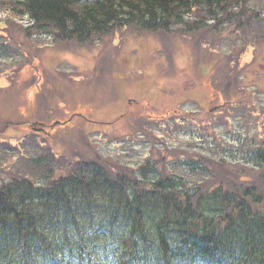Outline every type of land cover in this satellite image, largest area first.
Listing matches in <instances>:
<instances>
[{"label":"trees","instance_id":"trees-1","mask_svg":"<svg viewBox=\"0 0 264 264\" xmlns=\"http://www.w3.org/2000/svg\"><path fill=\"white\" fill-rule=\"evenodd\" d=\"M252 1L17 0L15 10L18 11L20 6L21 11H25L36 25H40L39 30L52 32L60 40L80 41L96 33H102L115 24H133L135 19L150 29L163 32L190 34L205 28L203 32L208 35L204 37L200 35L195 39L197 42L204 41L207 50H211L210 46L214 45L212 37H215L220 41L225 40L227 45L230 42V52L235 49L232 53L239 55L242 51L238 47L240 43L232 41L235 39L232 34L238 35L236 37L241 39L253 36L257 42L258 38L264 39V34L255 33L260 28L264 29V1H261L263 7H259V1L251 4ZM122 13L127 16L134 13V16L120 18ZM213 49L217 48L213 46ZM218 55V58L222 57L219 53ZM213 64L215 67L213 65L212 74L214 69L218 72V76L217 72V77L214 76V84H211L214 89L209 88L214 101H218L220 94L224 100H229L230 104L235 101L241 103L246 95L250 104L242 108V111L246 110L247 115L240 117L249 120L252 118L255 121L252 126H256L261 117L259 115L261 109L254 102V96L250 94L264 92V77H261L263 73H258L256 69L251 70L258 81L256 80L253 85H246L245 77L249 76L246 72L249 71L247 66L235 63L232 57L231 60L215 59ZM203 66L206 68L204 80L209 84L210 70L206 67L207 64ZM248 86L253 87V93H246ZM227 107L230 105H224L222 117L216 119L209 116L219 112L205 113L204 117L193 111L176 114L177 118L186 123L197 124L195 121L198 119H206L205 136L209 137L212 143L208 150L207 148L201 150L209 152L210 156L199 155L195 160L193 158L197 154H191L187 148L181 146L182 144L170 149L165 147L159 152L175 160L188 156L186 164L181 165L180 172L201 173L202 180L207 181L208 190L212 189L208 180L213 179L215 175L223 177L224 173L221 170H227L232 164H236L237 158L243 161L246 154L256 155L260 162L238 164H247L256 169L259 172L258 187H261L264 185V150H255L253 155L251 142L239 140L238 144V141L232 142L233 138L226 139L228 131L232 129L233 117L231 111L225 110ZM168 125L171 123L167 120L166 127ZM178 126L181 133L184 127ZM223 127L227 131L222 129ZM239 128L241 129L240 126ZM134 129L133 127L132 130ZM164 130L168 132L167 128ZM148 153L156 164L164 163L163 160L156 158L159 155L153 150L152 153ZM117 154L118 151L107 157L100 156L98 159L95 156L97 154L92 152L88 160L94 162L82 164L79 170L73 171L75 181L61 182L58 187L46 189L27 186L29 194L24 196L26 194L24 192L23 198L18 197L17 193L22 187L0 185V264H75L70 257L75 252L81 259L83 258L84 264H94V258L91 257L95 256L94 248L100 243L108 247L110 242L103 243V240L110 241L112 236L113 239L116 234L121 235L123 231L125 236L121 239L122 244L131 238L129 242L132 246L126 247L125 253L116 255L115 258H111L112 254H102L100 264H111L114 259H118L122 264L123 259L127 258L128 261L131 257L135 261L138 256L134 253V248L139 232L155 236L150 237L149 242L160 243L163 248L160 254L153 253L150 248L147 249L140 257L139 262L142 264H264V241L260 236L264 221L260 214L252 212L250 206L241 204L248 214L247 233L250 236L239 237V240L248 241L250 249L247 253L237 248L232 254H229L230 252L220 254L224 249L218 236L208 240L204 237L206 232L198 228V216L204 219L206 215L211 214V219L215 214L214 209H217L216 205L221 203L220 211L225 212L222 216L219 214L214 216L216 224L224 225L225 230L231 233L243 231L244 227L235 218L237 214H227V208L229 206L232 210L233 205L237 206L240 203L237 200H243L245 193L229 182L226 173L224 180H221L226 184L224 187L228 185L224 194L220 190L222 187L218 186V191L212 198L207 189H196L195 196L189 197L184 191L171 187L174 185L173 177L169 176L172 170L167 167L166 169L165 166L161 170L163 177H166L163 182L154 180L148 185H143L139 184L138 179H133L132 182L131 178L122 177L118 172L120 158ZM95 157L98 160H95ZM254 197L256 196H253V199ZM186 198L190 200H184ZM94 199L96 200L93 201ZM195 204L198 210L194 208ZM174 244L179 247L178 250ZM215 249L220 253H214Z\"/></svg>","mask_w":264,"mask_h":264},{"label":"rangeland","instance_id":"rangeland-1","mask_svg":"<svg viewBox=\"0 0 264 264\" xmlns=\"http://www.w3.org/2000/svg\"><path fill=\"white\" fill-rule=\"evenodd\" d=\"M15 29L19 28L15 27ZM124 32L125 34L130 33L129 30H126ZM169 33L170 35H164L161 37L153 33L140 31V38L133 39L131 37H128L127 35H125V38H120L121 40H124V52L119 56L120 67L115 71V74H118L117 77H113L111 74L116 64L117 56H114L111 59L110 53L102 48L100 53L97 55V59L93 60V51H91L90 49L97 48L96 42H92L88 49L77 51L75 50V47L66 46L64 43L56 41L57 39H54L56 41L55 52L50 53L54 47L50 46L49 51L46 54L40 52V55H42V59L40 62H38L37 64L33 62V65L37 66L38 73L41 74V78H39V91L44 88V84H46L47 87H51V89L53 90L56 89L57 86L61 85L63 81L65 84L68 83V78H66L65 76V68L69 67L67 64L78 66V70H80V72L73 73L70 76L78 75L82 71H87L88 75H85V78L83 77V84L80 85L81 93L77 96L81 98L78 101L69 97L70 94H75L76 91L67 92L66 99L69 98L68 102L60 100L57 103V101H55L56 104L51 107L60 114L47 111L45 112V116L43 118H45V120H48V117L51 118L56 116L58 120H65L68 117V114H62L69 112L73 106L77 105V102L84 101L89 107L79 106L75 109L77 111L81 110L85 115H87V112H90L95 116H92L93 119L95 118L102 120L103 118L97 117L109 118L112 116V112L118 108L119 110L117 112H121L123 114V112L125 111V106L124 102L123 105L120 102L124 99V95L126 96V98L144 95L143 97L149 99L150 102L153 103V109H158L161 105L167 102H172L170 101L169 95L165 94V92L158 93L160 92V89H163L165 87L172 92L174 91L176 93H180L182 97L181 100L183 99V101H186V99L190 95L194 94L185 96L184 94L191 92L193 88L197 90V83L190 79V76L187 74L188 71H186L188 69V65L191 69H194L193 58L197 49H192L189 47L191 45L193 47L197 42L195 38H199L202 34L200 32L193 33L190 38H179L180 34H178L177 32ZM38 37L39 38L34 39V42H32L35 51L37 43L49 42L47 41L48 39L46 37ZM117 38H115L114 40H116ZM212 39L214 40V43H220V39H215V37H212ZM55 41H52V43H54ZM184 43L188 45H184ZM223 43L224 40H222L221 44ZM49 44L50 43H48V45ZM107 45L108 44L106 43L98 47H105ZM261 46H264V44L256 47ZM208 52L212 54L214 58L219 56L218 53L220 52V50L215 49L209 50ZM163 53L166 54L169 58H174L177 61V72H175V70L170 65H167L164 69H162V67L156 68V60H158L159 63L162 64L158 57ZM152 54L157 56L153 58ZM199 57L196 59V61H199ZM231 57L232 55L228 50L226 54L222 56L223 60L229 59ZM234 59L241 61V58L238 57H234ZM244 59L245 56H243L242 60ZM256 67L258 68L257 65ZM256 67L254 68L256 69ZM30 73V67H28L26 73L22 75L21 80H23L26 75ZM249 81L251 80L249 79ZM0 85L5 86L6 84L4 82H0ZM57 91L58 93H64L62 86L58 87ZM155 92L157 95L155 94ZM196 96L200 98L198 94H195L193 98H195ZM140 97L142 99V96ZM260 98L264 102V92L260 94ZM0 99V114L7 116V114L14 109L13 100L7 97H1ZM207 100L208 98L204 100L205 104L207 103ZM171 104L173 106L174 102H172ZM171 104H167L166 107H169ZM198 106L199 105L195 103H190L188 106H186L185 103H182L181 105L182 108L186 110L192 109V111H195ZM41 110H45V104L42 105ZM160 110L166 111L167 108H160ZM116 115L117 114L114 113L113 116ZM125 116L126 115L122 116V118H124ZM122 120L120 119L117 125H113V127L108 130L97 131L95 129H89L88 135H86L87 133H85L83 129H81V133L80 131H77L75 127L77 123L82 122L78 120L77 117L72 118L69 123L71 125L64 129L54 130L55 136H52V138L49 139L50 141L44 142V146L40 147V152L44 153L45 149L49 148L48 146H51L52 150L53 148H57L59 152L56 160H50L52 164H56V168L54 169L56 176L67 175L76 162H84V158L79 156V150L83 151L86 154L89 153L88 146L86 143H84V139L88 140L89 143H91L95 151L98 147L102 151V154L107 156L118 150V143H123L122 145H125L128 148V153L122 154L123 158L129 166H134V163H137L139 160H142L143 158L148 156L150 147L144 141L141 142L140 140L131 139L117 141L116 139H114V136L116 135L125 137L127 134L126 130L123 129L124 126H126V123ZM87 126L93 127V125L91 124L84 123V127ZM184 133V141H176L174 145L182 144L181 146H184L189 151H192L194 153V147L200 146L198 138H187L185 136L191 133V131ZM7 134H9V132L0 134V141L9 139L8 137H6ZM133 136L136 137V133H133ZM6 141L10 142L11 144L16 143V141L13 140ZM52 142L54 143L51 144ZM96 156L98 157V155ZM15 164L16 162L14 160L8 159L7 154L3 156H1L0 154V179L11 176L10 174H12V172H14L13 175H16L15 173L19 170H17ZM77 167H79V165ZM123 169L124 168H122V170ZM53 178L54 177L47 179L46 182L49 183L53 181ZM40 180H42V177H39V179L35 178L33 182L35 185H39ZM42 183L44 184V182Z\"/></svg>","mask_w":264,"mask_h":264},{"label":"bare ground","instance_id":"bare-ground-1","mask_svg":"<svg viewBox=\"0 0 264 264\" xmlns=\"http://www.w3.org/2000/svg\"><path fill=\"white\" fill-rule=\"evenodd\" d=\"M140 13H142V12H140ZM135 14H136V13H135ZM136 15H137V14H136ZM136 15H135V16H136ZM128 16H129V17H133V16H134V13L128 14ZM133 23H134L136 26H138V27H140L141 29H143V30H148V29H150L149 27L145 26L143 23L136 22L135 19L133 20Z\"/></svg>","mask_w":264,"mask_h":264}]
</instances>
